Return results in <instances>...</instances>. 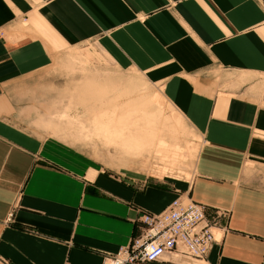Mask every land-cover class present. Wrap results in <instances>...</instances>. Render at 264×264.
<instances>
[{"label": "crops", "instance_id": "0c3cea01", "mask_svg": "<svg viewBox=\"0 0 264 264\" xmlns=\"http://www.w3.org/2000/svg\"><path fill=\"white\" fill-rule=\"evenodd\" d=\"M87 39L202 138L186 187L104 173L35 126L53 119L34 71ZM183 195L220 237L202 264H264V0H0V264H104Z\"/></svg>", "mask_w": 264, "mask_h": 264}, {"label": "rangeland", "instance_id": "374dc122", "mask_svg": "<svg viewBox=\"0 0 264 264\" xmlns=\"http://www.w3.org/2000/svg\"><path fill=\"white\" fill-rule=\"evenodd\" d=\"M71 43L72 47L70 48L54 49L55 52L51 55L50 63L45 68L34 71V77L45 80L46 83H39L40 88H26L31 96L36 99L42 98L41 100L44 101L43 103L38 101L35 106H37L36 108L41 107L42 111L45 110L44 112L53 119L52 127L46 126V128H52V135H54L53 133L59 134L63 140L65 139L69 144L83 150L90 157V162L104 173L114 174L127 180L131 178H149L162 181L169 186L186 187L191 180L194 161L199 155V149L203 147L202 138L187 123L183 115L167 101L162 94V89L147 80L142 73L133 69L119 70L106 54L101 53L97 42L92 39ZM71 53H74V55ZM72 89L78 91L77 97L68 95V91ZM90 91L94 93H90ZM83 92L90 93V95H100V103L109 97L119 102L128 99L136 101L146 99L145 102H151L152 108L150 110L152 112L148 116L158 123L161 122L167 125V127L157 130L160 131L157 136L160 139L164 138L165 143L171 147L176 146L175 143L180 140L181 157L178 158L175 165H170L174 161L165 160L164 155L153 151L154 153L150 156L146 167L141 166L142 160L139 158L137 160L131 159L129 165L123 166L109 159V155L114 154L113 148L106 147L96 138L82 142L74 137H67L69 119L73 120L74 124L82 121V126L85 128L86 123L92 121L90 117L93 113L99 112L100 103L99 105L91 103L85 109L86 111L76 105L71 111L63 110L59 114L53 112L55 104L62 100L65 106L67 97L79 103ZM158 100L163 101L157 103ZM88 112L91 114H87ZM178 115H181L182 120L178 118ZM101 120L105 121L103 114ZM62 122H66L67 128L64 130L59 128L62 127ZM106 122L101 124L103 125ZM94 125L99 126L93 123ZM35 126L40 127L42 125L39 123ZM176 130L179 131L178 134L172 137L169 136L170 131L176 132ZM54 136L60 139V137ZM181 198L187 199L185 195ZM182 261L185 264H200V261L188 257Z\"/></svg>", "mask_w": 264, "mask_h": 264}, {"label": "bare ground", "instance_id": "6f19581e", "mask_svg": "<svg viewBox=\"0 0 264 264\" xmlns=\"http://www.w3.org/2000/svg\"><path fill=\"white\" fill-rule=\"evenodd\" d=\"M90 93H94V92L90 91ZM90 93L83 92V95L80 96L81 100H79V103H77V101L75 100L73 101V99L70 98H67L68 100H65L66 101L65 106L63 105L62 100L57 102V104H55L56 106L54 107L53 112H55L56 114H59L63 110L69 112L76 105L77 107L79 105L80 107L83 108L84 111H86L85 109L87 108L88 105H91V103L94 104L96 103L99 105L100 95H90ZM77 94L78 91H74L73 89L71 91H68V95L71 97L73 96L77 97L76 96ZM145 100L136 101V100L128 99L126 101L119 102L109 97L107 100L100 103L99 106L100 109L98 110L99 112L93 113V115L90 117L92 121H88L85 125V128H83L82 126L83 125L82 121L76 122L74 124V121L69 119L67 137L68 136L74 137L78 141H82V142L90 141L96 138L106 147L113 148L114 154H112L111 156L109 155V159L112 161H116L118 162V164L123 166L129 165L131 159L137 160V158H139L140 160H142L141 166L146 167L149 162L150 156L154 152L156 153L158 152L159 154L164 155L165 160L169 159L171 161H174L170 165H175V162L182 155V151L180 150L181 148H179L180 147L179 143L181 141L178 140L177 141L178 144L175 143L176 146L171 147L165 143L164 138L160 139L157 136V134L160 132V131L158 132L157 130L165 128L167 127V125L161 122L158 123L152 120L151 117L148 116V114L152 112L150 110V108H152V103L145 102ZM160 101L162 102L163 100H158L157 103ZM32 112H34V116H35L34 118L36 119L35 120L36 124L44 123L46 124V126L50 125L52 127V124L54 123L53 120L47 119L48 117L46 119H43L39 113H36V111L32 110ZM87 114H91V113L88 112ZM102 114L104 115L105 121L101 120ZM103 122L106 123L102 125L101 123ZM93 123L99 126L96 125L93 126ZM74 126L77 127L74 128ZM59 128L62 130L67 128L66 122H62V127ZM178 132L179 131L177 130L176 132L170 131L169 136L172 137L173 135L178 134ZM213 233L215 235V238L218 239L219 237L218 231H215V229H213Z\"/></svg>", "mask_w": 264, "mask_h": 264}, {"label": "built area", "instance_id": "2783aa9c", "mask_svg": "<svg viewBox=\"0 0 264 264\" xmlns=\"http://www.w3.org/2000/svg\"><path fill=\"white\" fill-rule=\"evenodd\" d=\"M140 223L138 234L106 256L104 264H185L186 257L202 264L212 243L220 239L213 233L215 222L205 217L201 204L190 199L175 197L159 213H143Z\"/></svg>", "mask_w": 264, "mask_h": 264}]
</instances>
